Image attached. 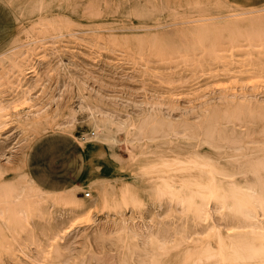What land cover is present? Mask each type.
Instances as JSON below:
<instances>
[{
  "label": "rangeland",
  "instance_id": "1",
  "mask_svg": "<svg viewBox=\"0 0 264 264\" xmlns=\"http://www.w3.org/2000/svg\"><path fill=\"white\" fill-rule=\"evenodd\" d=\"M18 1L21 5L20 13L18 9L7 5L5 7L11 14L10 43L5 49L10 45L11 48L16 47L12 50L16 54L26 49L28 42L37 40L32 44L33 47L36 46V66L31 69L37 68L42 80L41 84L32 90L36 99L24 103L20 100L14 102L12 99L18 94L19 88L8 80H0V101L10 99L7 114L0 117V164L4 165V172L0 175V197L5 192L4 181L29 180L28 185L46 188L45 190L71 188L78 199L90 203L96 193V190L87 185L86 178L91 169L109 178L125 174L127 180L132 179L129 170L123 168L112 155L114 151L125 156L127 154L126 138L132 136L131 127H124L122 121L134 123L147 112H152L158 118L161 131L157 138L152 142L146 138L134 142L133 145L137 147L151 143L156 150L164 153L187 155L199 149L214 154L215 152L200 139L202 122L211 107L233 109L234 106L226 98L236 99L241 96L264 102V80L261 84L248 81V73L253 68L262 66L264 71V53L258 54L264 51V40L251 41L245 36L248 30L264 27V0H86L88 4L85 17H79L85 7L83 3L71 13H75L80 21L87 20L88 26L97 31L87 33V41L84 44L79 39L72 41V49L67 42L58 40V43H54L45 39L53 34L57 25L56 17L63 13L61 8H64L65 3H61V6L56 1L44 0L41 9H32L36 4H40L39 0ZM68 12L70 14V10H67ZM48 21L51 24H48ZM234 30L242 34L236 47L228 39L234 34ZM206 36L216 37L218 43H222V49L215 51L216 54H221V58L209 60V50L198 40ZM62 44L61 51L55 52V47ZM253 45L257 47H252ZM129 52L143 56L142 63L145 65L135 63ZM158 54L170 55L171 59H161ZM180 54L187 55L192 61L200 60L202 66L197 68L188 64ZM59 59L68 63L72 60L74 64L69 65L68 71L60 74L54 69ZM33 70H30L29 75L35 73ZM68 75H74V79L70 80ZM229 84L234 87L227 88ZM80 90L93 95L101 106L102 112H96L99 118H106L107 114L112 117V123L110 120L108 122L110 127L114 126L119 140L115 142L114 149L106 146L103 151H97L93 157V168L89 159L91 150L96 147L93 139L97 130L88 111L77 112L70 132L62 131L53 125L60 123L69 110L76 107ZM56 107L59 113L55 119L51 120L50 124L47 120L37 128L26 127L25 120H19L18 115L16 116L19 113L30 114L38 111V117H44L51 112L50 118L52 110ZM246 122L231 123L220 120L216 125L217 131L232 125L239 132H245L248 126ZM198 124H201V128L195 129ZM252 126L253 131L251 129L250 133L241 135V140L246 145L244 158L256 159L262 155L257 149L264 146V120H256ZM190 132H197L198 135H190ZM221 153L224 157L222 159H226L230 154L244 159L242 151L231 150L227 146ZM141 191L140 195L144 196L147 203L139 208L140 212L135 210L131 215L130 204L128 201L124 203L123 211L133 221H146L155 229L164 228L166 220L180 214L174 204L168 201H149L148 193ZM86 192H90V196H86ZM115 211L102 204L92 210L91 221L79 219L82 221L77 220L73 224V221L70 223L69 218H66L71 212L70 206L56 201L38 205L33 211L29 210L26 225L37 233L39 239H42L41 242L49 249L54 246L50 245L51 240H48L46 235L61 221H65L64 224H73L70 229L89 227L91 230L93 220L92 225H112L116 217ZM170 213L175 215L168 216ZM9 224L10 226L7 221L6 225L0 227L5 242L10 245L19 240L30 254H35L38 249L37 244L31 242V231L21 232L16 223L11 221ZM108 238L86 242L78 236V247L69 264H81V260L85 264H120L124 257L128 258L130 264L148 263V255L139 257L137 254H148L150 247L146 249L140 241L129 238L123 241L117 237ZM1 255L0 258L6 264H32L28 257L17 252L8 251ZM104 257L105 259H102Z\"/></svg>",
  "mask_w": 264,
  "mask_h": 264
},
{
  "label": "bare ground",
  "instance_id": "2",
  "mask_svg": "<svg viewBox=\"0 0 264 264\" xmlns=\"http://www.w3.org/2000/svg\"><path fill=\"white\" fill-rule=\"evenodd\" d=\"M0 1L12 9L19 10L21 6L18 0ZM43 1L39 0L40 4H36L32 9H41L40 6ZM52 1H56L59 5L61 3L65 4L64 8H61L63 13L56 17L57 21L55 22L57 25L54 27V35L52 34L45 39H49L54 43H58V40L59 42H67L68 45L79 39L84 44L87 41L86 34L97 31L88 26L87 20L80 21L75 13H71L72 10L83 3L85 7L79 17H85L88 1ZM67 10H70V14L67 13ZM47 23L51 24L49 21ZM233 33L228 39L236 47L238 38L242 34H238L235 30ZM246 34L245 36L251 41H262L264 40V27L253 28L248 30ZM216 39L212 36L198 38L202 41L203 46L209 50L208 56L211 61L222 57L219 52L216 54L218 50L222 49V43L219 44ZM36 41L28 42L27 45L29 46L16 54L12 51L16 47L11 48V45L0 52V80H8L13 86L19 88L18 94L12 98L14 102L20 100L24 103L36 99L35 92L33 93L32 90L37 88L42 80V75L38 73L39 70L37 68L31 69L36 66V60H34V55L37 53L36 46L33 47L32 45ZM124 43L126 42L124 41ZM62 46L63 44L55 47V52L61 51ZM69 47L72 49L71 45ZM191 47L194 46L191 45ZM262 53L264 51L258 54ZM129 55L135 60V63L145 65V63H142L143 56L138 53L132 54V52H129ZM158 55L161 59L167 61L171 59L170 55ZM180 56H184L188 64H193L197 68L202 66L201 61L198 59L192 61L190 57H186L187 55L180 54ZM73 64L72 60H69L68 63L63 59H59L54 69L60 74L65 73L69 70V65ZM258 64L260 63L258 62ZM81 66L83 65L81 64ZM248 66L250 67V65ZM30 70L35 73L29 75ZM263 72L262 66L253 68L248 73V81H256L261 84L264 80ZM68 78L70 80L74 79V75H68ZM80 85L83 86V84ZM232 87L234 85H227V88ZM59 93H61L60 90ZM226 99L232 103L233 109L229 107L221 109L213 106L214 108H210V112L202 122L203 130L200 139L215 152L214 154L195 149V147V150L187 155L164 153L156 150L151 143L141 144L137 147L133 145L134 142L142 141L145 138L152 142L157 138L161 131L158 118L152 112H147L134 123L121 120L124 127L127 125L131 127L130 135L132 136L126 138L128 144L126 156L116 151L112 155L123 168L129 170V176L132 179L127 180L125 174H117L113 178H109L91 169L87 174V185L90 189L96 190V193H94L95 195L90 203L78 199L75 191L70 190L71 188L67 190H45L46 188L42 189L37 186L32 187L31 184L28 185L29 180L21 182L4 181L5 192L0 197V227L3 224L6 225L7 221L10 226L9 222L12 221L19 226L21 232L29 231L31 227L26 225L29 210L33 211L38 205L52 204L56 201L70 206L71 212L66 218H69L70 223L73 221V224L74 221H82L79 219L91 221L93 219L92 210L102 204L116 210L114 212L116 217L112 221V225H99L97 223L92 225L93 220L90 225L91 230H89V227L79 228L78 230L70 229L69 227L73 224H64L65 221H61L47 235L45 234L48 240H51L50 245L54 246L49 249L41 242L42 239H39L37 233L35 234L30 230L32 233L31 242L37 244L38 251L35 254H30L19 240H16V243H10V247L8 242H5L4 233L1 234L0 231V255L12 251L25 255L31 260L32 264H69L78 247V241L76 240L78 236H81L86 242L91 239L101 240L108 237H117L121 241L126 238L140 241L146 249L150 247L151 250L148 254L146 252H138L137 254L139 257L148 255L150 259L147 264H264V146L256 148L259 153H262L258 158H244L246 145L241 140V135L250 133L251 129L253 131V122L259 119L264 120V102L259 99L252 100L245 96ZM9 101L10 99L0 101V117L7 114V109L10 106ZM100 107L93 95L80 90L76 107L71 111L69 110L60 123L53 124L55 128L70 132V128L76 121L77 112L79 110L88 111L97 130L93 139L96 147L91 150L89 159L92 168L95 166L93 157L97 151L106 149V146L114 149L115 142H119L114 126L110 127L112 117L107 116L108 114L105 115L106 118L97 116L96 112L101 111ZM56 108L52 110L53 114L50 118L51 112L44 117H38V111H33L30 114L19 113L16 116L18 115L19 120H25L24 125L26 127L37 128L43 122L48 120L50 124L51 120L55 119L59 113V109ZM14 110L17 111L16 108ZM108 120H110V123ZM220 120L231 123L238 121L245 123L248 121L246 122L248 126L245 132H239L232 125L220 128L217 131L216 125ZM222 123L224 124V122ZM199 128H201V124L196 125L195 129ZM189 134L198 135L197 132H190ZM225 146L231 150L242 151V158L244 159L233 157L231 154L226 159H222L224 157L221 152ZM216 153L219 155H215ZM3 172L4 165L0 164V175ZM141 190L148 193L149 201H168L174 204L180 214L166 220L164 228L158 227L155 229L146 221L142 223L133 221L130 216L124 213V203L128 201L130 204L131 215L135 210L140 212L139 208L147 203L144 196L140 195ZM90 194V192H86V196H90ZM171 215H175V213H170L168 216ZM167 225H170V227ZM76 232L79 234L77 235ZM107 244L111 245L110 243ZM7 248L9 249L7 250ZM109 248L111 247L109 246ZM164 255L166 256L162 257ZM102 259H105V257ZM80 263L85 264L83 260ZM0 264L6 263L0 258ZM120 264L130 263L128 258L124 257Z\"/></svg>",
  "mask_w": 264,
  "mask_h": 264
},
{
  "label": "crops",
  "instance_id": "3",
  "mask_svg": "<svg viewBox=\"0 0 264 264\" xmlns=\"http://www.w3.org/2000/svg\"><path fill=\"white\" fill-rule=\"evenodd\" d=\"M5 7L6 4L0 2V52L4 51L5 48L8 46L11 37L10 35L11 14L9 10H7Z\"/></svg>",
  "mask_w": 264,
  "mask_h": 264
}]
</instances>
